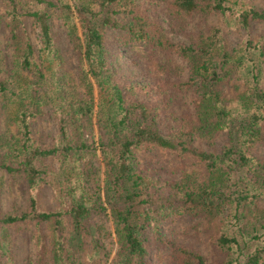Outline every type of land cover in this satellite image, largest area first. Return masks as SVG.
I'll use <instances>...</instances> for the list:
<instances>
[{
	"label": "trees",
	"instance_id": "1",
	"mask_svg": "<svg viewBox=\"0 0 264 264\" xmlns=\"http://www.w3.org/2000/svg\"><path fill=\"white\" fill-rule=\"evenodd\" d=\"M254 24L264 0H0L1 205L6 182L27 186L22 207L0 206V264H18L22 232L25 264H264ZM186 219L212 233L214 257L177 239Z\"/></svg>",
	"mask_w": 264,
	"mask_h": 264
},
{
	"label": "rangeland",
	"instance_id": "2",
	"mask_svg": "<svg viewBox=\"0 0 264 264\" xmlns=\"http://www.w3.org/2000/svg\"><path fill=\"white\" fill-rule=\"evenodd\" d=\"M51 24L53 26V29L56 30L58 33L61 32L60 27L58 26V23L56 21H51ZM264 29V25H256L253 26V31L255 33L260 32ZM28 30H31L30 27H28ZM231 32L229 34V39L233 44H236L239 42V37L242 36L243 32L240 33L237 32ZM5 33L4 26L0 27V35L2 36ZM31 39L33 42L36 43V37L31 34ZM175 40L182 41L185 40V38L181 35L175 36ZM123 54H126V52L123 51ZM129 56H125V59L118 60V63H116L119 67H121L122 71L125 72L127 69V63ZM136 69H132L131 74H136ZM135 80H139V76H134ZM35 127V133L36 136L41 138L42 140H45L50 132H53L55 130V124L51 119H49L47 116L41 118L40 120H37L34 123ZM225 142V136H220L217 139V147L220 148ZM258 154L260 156L264 157V147L260 146L258 148ZM164 157H161V162L164 161ZM26 190L27 186L26 184L21 181L17 180L14 182L13 185H8L6 182L4 187V193L2 194V205L0 203V206L3 209H6L10 204H15L17 206H23L26 201ZM43 199L41 201V206L44 208H48L53 203V196L52 191L50 188H46L43 191ZM109 228V227H107ZM110 229V228H109ZM107 229L105 232V237H103L104 241V247L103 249L108 252H114L115 251V244L113 242V236H112V229L111 233ZM177 231V239L180 240L182 243L189 245L195 249H198L202 251L204 254L208 255L209 257L215 256L214 253V246H213V236L212 233L208 232L206 228L197 221H191V220H184L180 223L179 226L175 227ZM30 236H26L25 233H18V236L14 239V246H13V252L15 254V259L18 264H25L28 260L29 255H33L34 249H33V243Z\"/></svg>",
	"mask_w": 264,
	"mask_h": 264
}]
</instances>
